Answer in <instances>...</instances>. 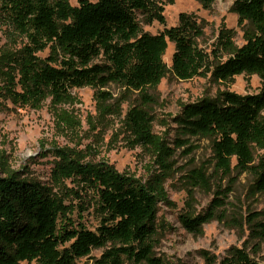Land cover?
Listing matches in <instances>:
<instances>
[{
	"label": "trees",
	"instance_id": "1",
	"mask_svg": "<svg viewBox=\"0 0 264 264\" xmlns=\"http://www.w3.org/2000/svg\"><path fill=\"white\" fill-rule=\"evenodd\" d=\"M214 1L198 0L204 7ZM232 8L244 43L237 47L222 34L216 51L228 57L214 63L211 58L219 54L199 46L203 25L193 16L181 13L176 25L158 33L143 29L153 21L165 23L155 0H0V32L11 42L25 38L14 50H0V97L38 108L46 97L67 102L77 87L103 95L100 89L113 84L136 96L126 114L131 141L167 169L174 152L153 132L148 90L167 73L189 80L211 72L223 81L255 74L261 82L257 93L224 91L184 103L172 120L179 144L189 137L208 140L215 172L250 175L254 190L264 193V0H233ZM168 42L174 44L169 68L163 59ZM45 50V57L37 54ZM51 152L50 178L59 190L22 176L0 152V264H162L155 254L164 229L158 202L167 199L162 178L142 181L106 161L87 160L83 150L54 146ZM196 171L205 179L203 170ZM219 199L204 214L181 215L183 226L194 232L221 218ZM246 220L251 239L264 242L263 217L250 212ZM94 249H101L99 256H90ZM209 264L259 263L246 247H230Z\"/></svg>",
	"mask_w": 264,
	"mask_h": 264
},
{
	"label": "rangeland",
	"instance_id": "2",
	"mask_svg": "<svg viewBox=\"0 0 264 264\" xmlns=\"http://www.w3.org/2000/svg\"><path fill=\"white\" fill-rule=\"evenodd\" d=\"M70 1L75 3V0ZM155 2L163 7L165 23L153 21L143 24V29L158 33L164 27L176 25L181 13L193 16L203 25L199 46L209 53L215 50L219 54L211 58L214 63L228 57L216 51L222 34L229 35L237 47L244 43L243 30L232 8L233 0H215L209 7L202 6L198 0ZM24 42L22 36L11 42L0 32V50H14ZM173 51L174 44L168 42L163 55L168 68ZM47 53L45 50L37 54L45 57ZM260 87L255 74L241 73L223 81L208 72L189 80H179L167 73L155 89H149L153 100L147 110L153 118V132L163 136L174 152L171 168H162L148 149L133 144L126 114L136 96L113 84L100 89L103 95L88 86L77 87L71 90L67 102L55 103L46 97L38 108L15 105L1 96L0 152L7 155L12 169L22 176L51 182L54 190H59L58 184H53L50 178L54 146L83 150L89 154L87 160L106 161L119 172L142 181L159 176L167 195L165 201L158 202V220L164 224V229L155 254L162 264H209L212 259H222L230 247H246L252 259L264 264V242L251 239L246 220L250 212L264 219V193L254 190L250 175L233 170L227 177L215 172L208 140L189 137L179 144L175 140L181 137L179 128L172 120L184 103L205 97L218 98L224 91L242 95L257 93ZM197 169L203 170L205 179H201ZM64 183L73 186L69 180ZM215 196L223 202L222 217L202 223L197 231L187 230L180 221L181 215L204 214ZM88 218L91 224V216ZM100 252L101 249H94L90 256H99Z\"/></svg>",
	"mask_w": 264,
	"mask_h": 264
}]
</instances>
